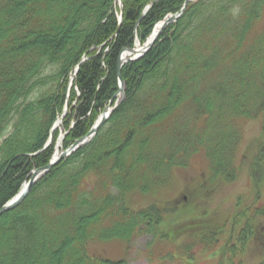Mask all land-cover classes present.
I'll return each instance as SVG.
<instances>
[{
  "label": "trees",
  "instance_id": "trees-1",
  "mask_svg": "<svg viewBox=\"0 0 264 264\" xmlns=\"http://www.w3.org/2000/svg\"><path fill=\"white\" fill-rule=\"evenodd\" d=\"M152 2L122 0L120 22L119 0H0V207L52 160L62 128L52 129L67 103L62 149L88 134L119 90L121 51L146 42L185 0H158L141 18ZM121 73L124 100L94 138L0 215V264H128L92 256L89 243L120 239L129 251L143 235L153 236L145 249L150 264H191L177 254L194 260L218 249L228 264H245L252 220L264 215V0L190 1ZM257 118L262 132L250 168L256 200L231 218L243 224L238 243L228 237L221 245L225 218L220 225L196 221L183 229L181 246L159 250L178 236L163 225L176 208L134 209L127 194L155 191L201 150L209 187L235 181L241 122Z\"/></svg>",
  "mask_w": 264,
  "mask_h": 264
},
{
  "label": "rangeland",
  "instance_id": "rangeland-1",
  "mask_svg": "<svg viewBox=\"0 0 264 264\" xmlns=\"http://www.w3.org/2000/svg\"><path fill=\"white\" fill-rule=\"evenodd\" d=\"M241 124L243 139L235 161L238 167V175L235 181L221 182L218 186L209 187L205 180L209 176L207 158L204 150H201L191 158L187 166L173 168L169 174V181L163 185H158L155 191L148 193L132 191L127 194V203L134 209L151 203L176 208L175 211L166 214L163 225L171 235L175 233L178 236L175 239L171 238L160 242L158 244L159 250L181 246L184 241L188 240V232L183 229L190 224H196V221L199 223L211 221L214 225H220L225 218L229 219L230 223L224 231L221 245L229 241L228 237L231 241L238 243V233L243 224L238 223L234 226L231 218L238 214L242 206L244 207L251 201L255 203L256 200L253 195L250 168L256 153V142L262 132V121L260 118L250 119L243 120ZM61 128L63 137L65 132L62 125ZM59 149L62 150L61 146ZM206 186H208L207 189H205ZM261 200H264V186ZM252 221L255 225V233L242 254L245 264H259L264 250V215L255 216ZM199 223L197 225L202 226ZM152 237L151 235L140 236L132 243L129 251L128 243L120 239L90 242L88 251L92 256H101L113 260L126 258L128 264H150L151 261L146 256L145 249ZM194 247L193 250L197 252L199 246L195 245ZM177 255L183 261L191 264H228L227 258L221 259L220 249L210 253L197 252V257L194 260H188L179 254Z\"/></svg>",
  "mask_w": 264,
  "mask_h": 264
},
{
  "label": "water",
  "instance_id": "water-1",
  "mask_svg": "<svg viewBox=\"0 0 264 264\" xmlns=\"http://www.w3.org/2000/svg\"><path fill=\"white\" fill-rule=\"evenodd\" d=\"M157 1L158 0H153V2L150 5L147 6L146 10L141 15V18L146 15V13L151 9V7ZM190 1L191 0H185L183 8L178 13L171 14L168 17H166V19L164 21L160 22L156 26L155 30L153 31V33L151 34V36L149 37V39L147 40V42L145 44H143L141 46H136V47H133V48H130V47L129 48H124L122 50V52H121V54L119 56V59H118V74H119L118 76H119V80H120V89L114 95V97L111 99L109 106L103 111L102 115L97 120L95 125L91 128V130L88 132L87 135H85L82 138L78 139L67 150H64V151H62L60 153H57V155L54 156L53 160L49 164H47L44 167L37 168L34 171H32L31 178L29 179V181H27L24 184V186H23L22 190L19 192V194L15 198H13L11 201H9L8 203H6L2 207H0V215H2L3 213H5L7 211H10V210L14 209L16 206H18L25 199V197L28 195L31 186L43 174L48 172L55 164H57L63 158L69 156L74 151H76L78 148H80L81 146H83L84 144L89 142L97 134L98 130L101 128V126L103 124H105V122L108 120V118H109L110 114L113 112V110H115L118 107V105L120 104L119 101H117L115 103V105L113 106L114 99L117 98L118 96H121V98H120L121 101H123V99H124L125 84H124V80L122 78V73H121V69H122L123 65L126 62H128V61H134V60H137V59H140L141 57H143L154 46L155 42L159 39V37L161 36V34H162L163 30L165 29V27L168 24L176 21L183 14V12L187 8V6H188ZM121 8L123 10V5H121ZM121 19H122V14H121ZM139 21H138V23H139ZM51 141H49L47 143L46 147H48L50 145Z\"/></svg>",
  "mask_w": 264,
  "mask_h": 264
}]
</instances>
